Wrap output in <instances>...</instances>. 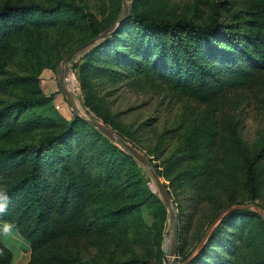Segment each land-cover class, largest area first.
I'll return each mask as SVG.
<instances>
[{
	"label": "rangeland",
	"instance_id": "374dc122",
	"mask_svg": "<svg viewBox=\"0 0 264 264\" xmlns=\"http://www.w3.org/2000/svg\"><path fill=\"white\" fill-rule=\"evenodd\" d=\"M23 1L69 5L54 16L35 13L8 21L11 28L16 23L24 29L0 45V100L7 102L5 119L14 124L11 129L6 124L1 127L0 145L39 140L55 132L63 140L49 150L53 156L70 141L85 140L86 152L89 149L91 158L110 169L111 179L118 182L114 191L94 189L109 225L93 240L82 238L77 253L68 254L70 260L79 256L126 264L132 258L127 264H164L172 257L174 218L150 168L117 138L86 125L82 118L87 117L114 129L137 148L163 181L179 218L178 248L170 264H181L195 254L208 230L205 248L188 264H264V227L254 206L240 208L216 232L232 205L250 203L264 211V112L255 104H241L226 116L218 105L202 104L158 76L123 69L115 51L128 53V43L134 51L138 30L122 28L113 40L107 38L124 15L122 0ZM216 1L228 12L226 0H128L127 4L128 10L139 8L158 17L188 15L205 23ZM84 13L92 14L98 27L108 32L65 61L63 83L77 115L64 97L58 76L68 49L94 33ZM48 69L50 77L43 73ZM17 92L49 98L17 109L11 101ZM248 150L258 154L255 192L246 174ZM128 203L127 210L107 214L109 209H126ZM3 225L0 238L7 241ZM19 243L13 241V260Z\"/></svg>",
	"mask_w": 264,
	"mask_h": 264
},
{
	"label": "trees",
	"instance_id": "16d2710c",
	"mask_svg": "<svg viewBox=\"0 0 264 264\" xmlns=\"http://www.w3.org/2000/svg\"><path fill=\"white\" fill-rule=\"evenodd\" d=\"M66 5L69 3L65 1L0 3V45L24 29L23 24L16 23L11 28L10 19L35 13L54 16ZM225 8L228 12L220 9L218 1L214 2L205 23L188 15L158 17L131 8L123 23L107 38L113 40L122 28L138 30L134 51L131 43L127 44L128 53L115 51L116 61L123 69H138L158 76L202 104L218 105L226 116L241 104H255L264 112V0H226ZM82 17L86 19V13ZM87 19L94 30L89 38L103 31L92 14ZM28 29L31 28H25ZM48 98L43 94L17 92L11 101L19 109L43 103ZM5 112L7 102L0 100V129L4 124L11 129L14 124L7 122ZM62 140V136L53 132L39 140L0 145V220L6 221L28 242L30 256L26 264H107L79 256L71 261L68 254L77 253L82 238L93 240L109 223L98 208L94 189L114 191L118 182L111 179L110 169L99 166L91 158L89 149L86 152L89 145L85 140L70 141L63 152L50 156L49 150L60 146ZM247 152L246 174L255 192L258 154ZM129 206L131 203L120 211L109 209L107 214H119ZM239 209L230 210L216 232L229 217L242 211ZM255 214L264 227V219L258 212ZM205 246L206 243L202 250ZM197 255L190 262L199 258ZM11 260L12 251L0 238V264H11Z\"/></svg>",
	"mask_w": 264,
	"mask_h": 264
},
{
	"label": "water",
	"instance_id": "95a60500",
	"mask_svg": "<svg viewBox=\"0 0 264 264\" xmlns=\"http://www.w3.org/2000/svg\"><path fill=\"white\" fill-rule=\"evenodd\" d=\"M122 1H123L124 15H123V17H121L119 19V23H123L124 19L128 16V4H127L128 0H122ZM107 32H108V29H105V30L99 32L98 34L94 35L93 37L87 39L86 41L74 46L70 51H68L64 55L63 59L61 60V71H60L59 76H58V84H59V86H60V88L64 94V97H65L67 103L73 108L74 113L77 115H79V113H78L76 107L74 106V102L70 96V93H69L67 87L63 83V71H64L65 61L68 58H70L74 52H76L77 50L87 46L88 44H90L91 42L96 40L97 38L104 36ZM83 119L85 121H87L88 123L92 124L93 126L99 128L105 134H107L113 138H117L123 145H125V147H127L129 149V151L137 159H139L141 162L148 165V167L150 168V170H151V172H152V174H153V176L157 182V185L159 187L161 195L164 198V201H165L170 213H172V216L174 218V235H173L172 247H170V254H172V257H170V259L168 260V264H170V261L174 260V256H175V254L177 252V248H178V234H179L178 220H179V218H178V215L174 209L172 198H170V195H169L163 181L160 179L157 171H155L152 168L150 161L137 148L132 146L130 143H128L126 140H124L119 134H117L114 129L102 124L101 122L97 121L96 119L87 118V117H83ZM253 206L257 209L258 213L264 219V211L259 206L255 205V204H250V203L237 204V205H232L229 208L230 209L248 208V207H253ZM208 233H209V230L206 232L204 238L202 239V241L200 243V247L197 250V252L195 254H193L190 258H188L187 260L183 261V263H181V264H188V262L191 261L201 251V249L205 245V241H206V237H207Z\"/></svg>",
	"mask_w": 264,
	"mask_h": 264
},
{
	"label": "crops",
	"instance_id": "0c3cea01",
	"mask_svg": "<svg viewBox=\"0 0 264 264\" xmlns=\"http://www.w3.org/2000/svg\"><path fill=\"white\" fill-rule=\"evenodd\" d=\"M44 75L46 76H51V70L48 69L46 71L43 72ZM3 223L5 225H3ZM0 225H3L2 227V231L5 232V233H8L7 237L5 238V240L7 241H3L11 250H12V244H13V241H20V243L18 244L19 245V248H18V255H17V258L13 260H11V264H26V262L28 261L29 259V256H30V251L27 250L28 249V242L25 241L22 237H20L19 233L13 229L9 224L5 223V221L3 220H0ZM7 226V227H5ZM18 237V238H17ZM26 251V252H25ZM13 255V253H12Z\"/></svg>",
	"mask_w": 264,
	"mask_h": 264
},
{
	"label": "built area",
	"instance_id": "2783aa9c",
	"mask_svg": "<svg viewBox=\"0 0 264 264\" xmlns=\"http://www.w3.org/2000/svg\"><path fill=\"white\" fill-rule=\"evenodd\" d=\"M56 107H59V103L56 104ZM164 264H168V262L167 263L165 262Z\"/></svg>",
	"mask_w": 264,
	"mask_h": 264
}]
</instances>
